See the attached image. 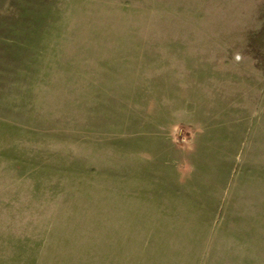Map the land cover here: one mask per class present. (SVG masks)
<instances>
[{
	"label": "rangeland",
	"instance_id": "374dc122",
	"mask_svg": "<svg viewBox=\"0 0 264 264\" xmlns=\"http://www.w3.org/2000/svg\"><path fill=\"white\" fill-rule=\"evenodd\" d=\"M0 237L264 264V0H0Z\"/></svg>",
	"mask_w": 264,
	"mask_h": 264
},
{
	"label": "crops",
	"instance_id": "0c3cea01",
	"mask_svg": "<svg viewBox=\"0 0 264 264\" xmlns=\"http://www.w3.org/2000/svg\"><path fill=\"white\" fill-rule=\"evenodd\" d=\"M60 239H68V237L60 238ZM1 248L2 247H0V249ZM105 255L116 256V257L120 256L118 252L104 254V251L102 249L89 248L83 250L80 253L72 254L70 257H66L65 255H63L62 257L59 254H56L53 262H51L50 264H126V263L117 262L119 260L118 258L115 259L111 258V262L105 263L103 259ZM34 256L36 255H33V258ZM32 261L34 264H49V263H40L39 258H34Z\"/></svg>",
	"mask_w": 264,
	"mask_h": 264
}]
</instances>
